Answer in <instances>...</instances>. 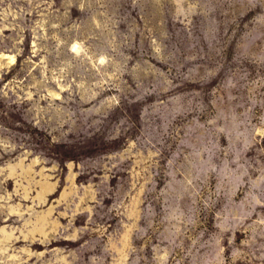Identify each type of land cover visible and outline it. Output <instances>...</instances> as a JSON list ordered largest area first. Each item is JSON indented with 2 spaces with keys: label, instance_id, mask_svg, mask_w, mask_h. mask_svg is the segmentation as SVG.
Here are the masks:
<instances>
[{
  "label": "rangeland",
  "instance_id": "obj_1",
  "mask_svg": "<svg viewBox=\"0 0 264 264\" xmlns=\"http://www.w3.org/2000/svg\"><path fill=\"white\" fill-rule=\"evenodd\" d=\"M0 264H264V0H0Z\"/></svg>",
  "mask_w": 264,
  "mask_h": 264
},
{
  "label": "bare ground",
  "instance_id": "obj_2",
  "mask_svg": "<svg viewBox=\"0 0 264 264\" xmlns=\"http://www.w3.org/2000/svg\"><path fill=\"white\" fill-rule=\"evenodd\" d=\"M5 58H8L10 61H13V59H14L13 56H5ZM45 183H46V182H45ZM50 185H51V184H50ZM43 187H44V186H43ZM44 188H45V187H44ZM50 189H51V188H50ZM50 189H49V190H50ZM42 191H43V190H42Z\"/></svg>",
  "mask_w": 264,
  "mask_h": 264
}]
</instances>
